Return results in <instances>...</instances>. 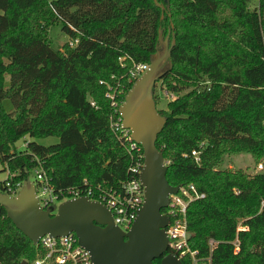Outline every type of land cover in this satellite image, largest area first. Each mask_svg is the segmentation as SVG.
<instances>
[{"label": "trees", "instance_id": "16d2710c", "mask_svg": "<svg viewBox=\"0 0 264 264\" xmlns=\"http://www.w3.org/2000/svg\"><path fill=\"white\" fill-rule=\"evenodd\" d=\"M155 1L0 0V163L13 181L41 169L55 190H119L128 160L106 93L121 103L132 66L148 64L158 35L170 43L172 33L170 68L157 81L174 98L157 110L165 123L155 148L167 184L202 195L185 210L195 255L180 262L264 264V174L218 169L223 154L264 160V0ZM54 24L76 41L53 49ZM23 136L57 142L16 151ZM38 253L0 207V264H32Z\"/></svg>", "mask_w": 264, "mask_h": 264}, {"label": "water", "instance_id": "95a60500", "mask_svg": "<svg viewBox=\"0 0 264 264\" xmlns=\"http://www.w3.org/2000/svg\"><path fill=\"white\" fill-rule=\"evenodd\" d=\"M156 6L159 4L153 0ZM156 49L149 55L146 69L131 83L118 107L121 127L130 131L135 144L142 150L143 166L139 181L143 202L127 232L113 225L109 211L102 205L81 197L60 203L54 212L38 207L34 186L30 180L22 183L15 197L0 194V207L6 218L33 246L39 238L73 234L77 244L88 252L91 264H181L167 252L164 228L168 218L161 213L167 207L168 196L180 186L171 187L165 180L166 166L155 148L165 117L158 113L152 97L154 83L170 68L171 33L158 35ZM167 63V68H162ZM102 225L103 227H99ZM186 234V239H189ZM20 264H26L21 262Z\"/></svg>", "mask_w": 264, "mask_h": 264}, {"label": "built area", "instance_id": "2783aa9c", "mask_svg": "<svg viewBox=\"0 0 264 264\" xmlns=\"http://www.w3.org/2000/svg\"><path fill=\"white\" fill-rule=\"evenodd\" d=\"M262 40L264 46V32L262 33ZM75 41L71 40L68 44L72 45ZM146 67L147 64L144 63H138L132 66L129 72V80H131V83ZM165 94L171 99L174 97L173 94H169L166 91ZM106 97L111 100L110 105L113 107V113L109 116L110 129L115 136L118 146L122 148L128 160V177L120 189H105L97 185L94 188L83 187L55 190L50 178L41 169L33 173L34 179L31 182L34 186L38 207L41 210H47L52 213L56 209L55 204L59 205L64 201L84 197L89 201L96 202L105 207L110 213L113 225L125 233L133 224L143 202V188L139 181V174L143 166V157L141 147L132 140L130 131L121 127L118 107L122 102L117 104L109 92L106 93ZM190 157L197 163L199 152L191 151ZM166 164L164 162V165ZM254 172L256 174H264V160L255 166ZM22 183L18 180L13 181L12 175L6 172V177L0 180V194L15 197L21 189ZM201 197L202 195L192 185H187L184 187L180 186L175 194H171L167 198V207L162 213L169 221L168 226L164 228L167 239V252L174 255L178 260L187 254L190 257L195 255V252L190 251L186 244L185 210L189 203ZM212 244L210 241L209 245L212 246ZM234 244L236 245L237 241ZM35 246L38 247L39 253L32 264H91L88 252L77 244V240L73 234L59 238L44 235L38 239ZM234 253H238L237 247H235Z\"/></svg>", "mask_w": 264, "mask_h": 264}, {"label": "rangeland", "instance_id": "374dc122", "mask_svg": "<svg viewBox=\"0 0 264 264\" xmlns=\"http://www.w3.org/2000/svg\"><path fill=\"white\" fill-rule=\"evenodd\" d=\"M255 3L256 0H251L250 5L252 6ZM47 35L50 42V46L53 49H59L65 42L69 43V41H71L69 37L60 29V24H54L49 26L47 30ZM159 49H161V45H159ZM166 66L167 63H165L164 68ZM153 87V93L155 95L156 100L155 108L157 110H166V102L171 98L165 94V91L163 89L160 88V83L158 81L154 83ZM1 104L5 110L10 109L11 107V103L8 99H3ZM28 141H35L36 144L43 147H47L56 144L57 138L54 136H47L43 138H29L28 136H23L14 142L13 147L16 151L23 150L24 142ZM259 162H262V160H260ZM259 162L252 159L251 156L246 153L223 154L220 157L218 169L228 171H242L248 175H254L256 174L254 172V168ZM5 177L6 172L3 170V165L0 163V180H3ZM33 179V173H31L29 180L32 181ZM57 205L58 204H55L56 207Z\"/></svg>", "mask_w": 264, "mask_h": 264}, {"label": "flooded vegetation", "instance_id": "af4514ba", "mask_svg": "<svg viewBox=\"0 0 264 264\" xmlns=\"http://www.w3.org/2000/svg\"><path fill=\"white\" fill-rule=\"evenodd\" d=\"M165 65V64H164ZM164 65H163V67L162 68H164ZM99 227H103L102 225H99Z\"/></svg>", "mask_w": 264, "mask_h": 264}]
</instances>
